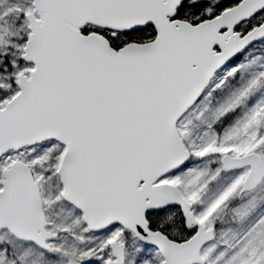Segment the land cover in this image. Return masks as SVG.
<instances>
[{"label":"snow or ice","instance_id":"1","mask_svg":"<svg viewBox=\"0 0 264 264\" xmlns=\"http://www.w3.org/2000/svg\"><path fill=\"white\" fill-rule=\"evenodd\" d=\"M0 264H264V0H0Z\"/></svg>","mask_w":264,"mask_h":264}]
</instances>
